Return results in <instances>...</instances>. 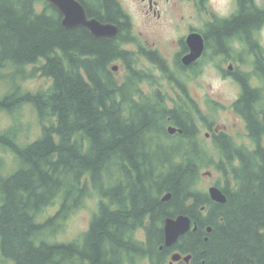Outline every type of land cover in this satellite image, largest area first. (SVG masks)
Instances as JSON below:
<instances>
[{"label":"trees","instance_id":"obj_1","mask_svg":"<svg viewBox=\"0 0 264 264\" xmlns=\"http://www.w3.org/2000/svg\"><path fill=\"white\" fill-rule=\"evenodd\" d=\"M90 2L104 7L85 3L90 17L119 25L116 38L66 29L46 0H0V81L8 86L0 112L16 115L31 105L43 124L33 143L22 142L19 125L0 131L2 257L14 264H167L181 251L193 256L192 264H264V149L243 154L220 145L215 163L201 138L211 118L200 105L194 116L185 85L164 60L158 65L162 74L184 96L144 94L141 85L156 80L134 69L133 55L123 48L130 41L128 16L115 0ZM263 26L264 9L255 0H240L231 19L207 24L206 50L234 59V44L240 43L256 55L254 75L264 79V51L255 38ZM117 61L127 70L123 81L112 70ZM30 65L38 66L28 71ZM36 74L50 79L51 87L24 92L20 82ZM235 76L244 86L234 104L241 113L259 91L250 73ZM169 126L183 133L173 137ZM166 138L178 142L164 145ZM153 141L156 153L149 149ZM6 155L13 157V170L4 175ZM215 165L238 182L234 192H226L224 205L196 189L201 171ZM164 193L172 194L169 203L162 202ZM91 196L99 203L88 231L72 242L59 240L71 215ZM55 206V214L43 219ZM179 215L189 216L198 230L161 250L164 221Z\"/></svg>","mask_w":264,"mask_h":264},{"label":"rangeland","instance_id":"obj_2","mask_svg":"<svg viewBox=\"0 0 264 264\" xmlns=\"http://www.w3.org/2000/svg\"><path fill=\"white\" fill-rule=\"evenodd\" d=\"M122 3L123 9L129 15L132 26L135 29L136 35L142 34L144 39L148 37L149 42H157L158 47L161 49L163 56L166 58L167 63L173 73L181 81L186 89L188 95L195 97L202 109V112L211 118V121L215 126L228 125L230 132L236 130L237 124H240L237 120L236 115H232L231 110L233 104L239 97L240 86L233 80L228 78L225 73L230 71V67H233L235 71H241L250 73L252 78L254 75V59L250 54H247L246 48L240 43H235V56L234 59H226L225 56H214L212 50H206L205 55L199 60L197 71L192 74L188 71L181 74L176 68L174 62L176 54L182 50L180 39H186L188 28L190 24L194 25V29L200 33H204L206 30V23L212 19L213 13L218 17L225 18L231 15L237 7L236 0H209L208 9L211 11L210 14L206 11H198V15L193 13L191 7L188 4L181 3L175 7V4L164 5L163 10L164 17L161 23H148V16L145 15V11L139 4L138 0H119ZM258 7L264 9V0H255ZM167 13H171V20H165ZM191 16V18H190ZM198 21L188 22L193 18ZM184 18V19H183ZM140 37V36H139ZM255 38L258 40L261 48L264 51V26L256 32ZM129 49V46H125ZM241 55V56H237ZM150 73L155 77V82L142 84L141 88L146 95L151 96L157 90H161L163 94L177 98L176 96V85L169 82L164 75L156 69L152 64L147 63L143 60ZM119 69L115 71L119 81H123L127 75L125 67L121 66V63L113 64L118 66ZM38 65H30L28 71H34ZM225 70V71H224ZM172 72V71H170ZM258 79H253V83H260ZM21 88L24 92L37 93L40 91H47L52 81L46 77L36 74L24 81L20 82ZM8 86L0 81V98L7 92ZM150 96V97H151ZM212 102L214 104H210ZM172 107V104L170 105ZM14 125H19L20 138L24 143H33L37 141L43 134V124L40 120L37 110L31 105H24L16 113L11 115L5 112H0V131L7 128H11ZM208 132L207 127H201V138H204L206 145L209 147L211 143L206 140V133ZM178 142V138L164 139L162 143L175 144ZM149 149L153 152H157L156 141H153L149 145ZM214 162H219V156L216 151H213ZM12 159L10 155L4 157V175L10 174L13 170ZM206 173H211V177L206 176ZM222 175L215 167H207L201 171V178L197 183L196 189L200 193L208 194V188L210 184L215 183L221 179ZM167 193H164L166 195ZM99 198L97 196H91L84 201L83 207L77 209L69 218L65 228L58 235V239L62 241H70L79 239L80 236L87 232L94 213L98 210ZM58 206L49 207L45 212L43 219L49 215H54L57 211ZM207 211L203 213L206 216ZM170 258L167 260V264L170 262ZM0 264H14L11 261L5 260L0 251ZM140 264H149L148 260L140 262Z\"/></svg>","mask_w":264,"mask_h":264},{"label":"flooded vegetation","instance_id":"obj_3","mask_svg":"<svg viewBox=\"0 0 264 264\" xmlns=\"http://www.w3.org/2000/svg\"><path fill=\"white\" fill-rule=\"evenodd\" d=\"M79 1L82 3V5L85 7V9H86V6L84 5L85 3L89 7L93 6V9L95 8L96 10H103L104 9L103 5L101 6L97 3L95 4L94 2H90V0H79ZM236 1H237L236 10L231 15H229L225 18H222V17H218L217 15H215V13H213L212 19L206 23V26L208 23H213L217 18L222 19V20H227V19H231L234 15H236L240 9V0H236ZM96 2H97V0H96ZM115 2L122 9V11H124L126 13V11L122 7L123 6L122 3L119 0H115ZM138 2L142 6L143 10L145 11V15L148 16V23L149 24L156 23V22L161 23L163 20V17H164V12H166V10H163L164 5L172 4V3L175 4V7L181 3L188 4L191 7L193 13H196V15H198V11H206L209 14L211 12L208 9V4L210 2L209 0H138ZM126 15L128 16V22H129L130 41L128 42L127 45H124L123 48L126 49L127 51H129L133 55L134 61H135V64H134L135 68L134 69H136L138 71L146 72L145 74L149 75L150 71H149L148 67L145 64H143V62H142L143 60H145V61H147V63L154 65L156 67V69L162 73V71L158 65H160V63H162V60L166 61V58L163 56L161 49L158 47L157 42H154V41L149 42L150 38L148 37L147 39H144L142 37L143 36L142 34L139 35L140 37L137 36L135 29L132 26L131 19H130L129 15L127 13H126ZM171 17H172L171 13H167L164 21L168 20V19L171 20ZM195 17H196V19H194L192 16L193 20L191 19L188 22L194 23L195 21H198L197 16H195ZM90 18L92 19L95 17H90ZM190 18H191V16H190ZM120 22L125 23L124 20H121ZM105 24H113V25H116L119 27V25L115 24V23H105ZM187 28H188L187 37L194 32H198L197 30L194 29L193 24L188 25ZM119 29H120V27H119ZM201 34L204 36L203 33H201ZM204 38H205V36H204ZM179 42L182 46V50L176 54L175 62H174L175 66H176L175 69H177L179 71H183L182 70V68H183L184 70L194 74V72L197 71L196 69H197V66L199 64V60L190 66H184L182 63V58L186 54L189 53V48L186 44V39H183V40L180 39ZM125 46H129V49L125 48ZM204 55H205V53H204ZM251 56L254 59V65H255V63L257 61V57H256V55H251ZM116 63H121V66L125 67L123 61H117ZM166 63H167V61H166ZM167 66L169 67L170 71H172V73H173V69L170 68L169 63H167ZM253 69H255V67ZM236 73H237V71L233 70V67H232V70L230 69V71H227V73H225V75L228 78H233V80H235L240 86L239 97L235 103H237L240 100V98L244 92V86L241 85L240 82L237 80V78L235 76ZM254 79H258L261 82L260 83H253L252 82V87L254 89L258 90L259 94H258V97L256 100L249 101V103H251V108L246 110V107H248V106H246L244 111H243L244 113L243 112L239 113L236 110V108L234 107L235 103L233 104V108L231 110V113H232V115L233 114L236 115L237 120H239V122H240V124H237L236 130L234 132L228 131L229 130L228 125L222 126V128H219V126H215L214 124L207 127L208 132L206 133V140L211 143L209 148L212 152L216 151L218 146H220V145L226 146V144H227L228 150H230V151L241 150V152L243 154H254V153H258L260 150L264 149V79H260L258 77H254ZM143 84H145V83H143ZM175 91H176V94L180 92V90L177 88V86H176ZM180 95L184 96L183 93H179V96ZM147 96H149V95H147ZM187 97H188V100H190L191 103L193 104L192 105L193 106V114H194V116H196L199 103L195 97H192V96L190 97L188 94H187ZM171 98H173V97H171ZM245 103L248 104V102H246V101H245ZM171 104L172 103H169V106ZM172 106H173V104H172ZM177 134H179V133H177ZM177 134L171 135V136L175 137ZM223 136L226 138V140L228 142H226V143L221 142L222 141L221 138ZM214 167L217 169L216 165ZM219 172H221V175H222L221 179L215 183L210 184L208 190L211 187H217L226 195V197L229 198V196L227 195L226 192H228V191L234 192L233 187L238 182L232 179L231 173L226 175L222 171H219ZM211 176L212 175L210 173L209 177H211ZM227 177H229V178L227 179ZM207 195L209 196V193ZM213 203H216V202H213ZM216 204H219V203H216ZM222 205H224V204H222ZM205 212H206V210H204L203 213H205ZM173 253L182 254L183 259L185 256H187V255L183 254L181 251H177V252L174 251ZM171 255L169 256L170 259H171ZM192 258H193V256H192ZM183 259L181 261L173 263V264H192V262H193L191 259L190 262L187 263ZM169 264H171V261L169 262Z\"/></svg>","mask_w":264,"mask_h":264},{"label":"water","instance_id":"obj_4","mask_svg":"<svg viewBox=\"0 0 264 264\" xmlns=\"http://www.w3.org/2000/svg\"><path fill=\"white\" fill-rule=\"evenodd\" d=\"M49 5L53 6L62 17V24L68 30L84 28L88 30L95 38H116L119 35V27L113 24H105L96 18H90L85 7L79 0H46ZM186 44L189 53L182 58L184 66H190L200 60L206 51V42L204 36L199 32H194L186 38ZM119 66H113V71H117ZM232 70V67H230ZM170 135L177 133L182 134L183 131L174 126L167 129ZM210 176V173H206ZM209 196L213 202L226 204V195L217 187L209 189ZM172 200V194L167 193L162 197L163 203H169ZM204 210V208H203ZM198 225L187 215H179L174 218H167L164 221V245L163 249L174 247L181 237L187 235L191 231H197ZM207 232L211 233L212 228L208 227ZM208 241V238H205ZM183 259L182 254L174 253L171 256V264L179 262ZM192 259L191 255L185 256L184 261L189 263Z\"/></svg>","mask_w":264,"mask_h":264},{"label":"bare ground","instance_id":"obj_5","mask_svg":"<svg viewBox=\"0 0 264 264\" xmlns=\"http://www.w3.org/2000/svg\"><path fill=\"white\" fill-rule=\"evenodd\" d=\"M206 241V240H205Z\"/></svg>","mask_w":264,"mask_h":264}]
</instances>
